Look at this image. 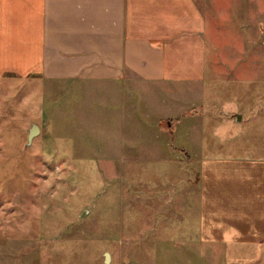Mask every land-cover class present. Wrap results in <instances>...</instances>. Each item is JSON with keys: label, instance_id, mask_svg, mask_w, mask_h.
Instances as JSON below:
<instances>
[{"label": "rangeland", "instance_id": "374dc122", "mask_svg": "<svg viewBox=\"0 0 264 264\" xmlns=\"http://www.w3.org/2000/svg\"><path fill=\"white\" fill-rule=\"evenodd\" d=\"M197 1L208 70L182 111L154 82L120 107L117 95L0 75V264H264V237L202 233L203 158L264 156V0ZM170 105L175 132L160 119ZM155 143L164 151L144 148Z\"/></svg>", "mask_w": 264, "mask_h": 264}, {"label": "crops", "instance_id": "0c3cea01", "mask_svg": "<svg viewBox=\"0 0 264 264\" xmlns=\"http://www.w3.org/2000/svg\"><path fill=\"white\" fill-rule=\"evenodd\" d=\"M207 22L197 0H0V75L117 95L120 107L130 87L154 82L176 107L181 100L182 111L185 95L200 100L207 77ZM175 105L160 118L174 132ZM126 141L121 147L135 153L136 139ZM202 177L205 238L233 244L264 237V156H205Z\"/></svg>", "mask_w": 264, "mask_h": 264}, {"label": "water", "instance_id": "95a60500", "mask_svg": "<svg viewBox=\"0 0 264 264\" xmlns=\"http://www.w3.org/2000/svg\"><path fill=\"white\" fill-rule=\"evenodd\" d=\"M40 131V127L39 125L37 124H34L31 128H30V131H29V141L34 137L35 134H37L38 132ZM106 257L107 259L109 260L110 259V253L107 252L106 253ZM131 264H135V263H131Z\"/></svg>", "mask_w": 264, "mask_h": 264}]
</instances>
